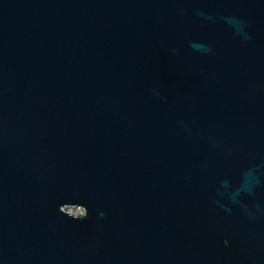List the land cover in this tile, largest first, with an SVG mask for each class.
I'll return each instance as SVG.
<instances>
[{"label": "water", "instance_id": "water-1", "mask_svg": "<svg viewBox=\"0 0 264 264\" xmlns=\"http://www.w3.org/2000/svg\"><path fill=\"white\" fill-rule=\"evenodd\" d=\"M0 264H264V0H0Z\"/></svg>", "mask_w": 264, "mask_h": 264}, {"label": "rangeland", "instance_id": "rangeland-1", "mask_svg": "<svg viewBox=\"0 0 264 264\" xmlns=\"http://www.w3.org/2000/svg\"><path fill=\"white\" fill-rule=\"evenodd\" d=\"M71 212H74V211H71Z\"/></svg>", "mask_w": 264, "mask_h": 264}]
</instances>
